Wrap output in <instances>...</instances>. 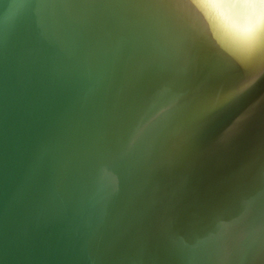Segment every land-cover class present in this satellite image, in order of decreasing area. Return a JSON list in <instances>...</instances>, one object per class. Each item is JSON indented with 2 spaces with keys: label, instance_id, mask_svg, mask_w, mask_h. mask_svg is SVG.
Masks as SVG:
<instances>
[{
  "label": "water",
  "instance_id": "obj_1",
  "mask_svg": "<svg viewBox=\"0 0 264 264\" xmlns=\"http://www.w3.org/2000/svg\"><path fill=\"white\" fill-rule=\"evenodd\" d=\"M0 264H264V57L191 0H0Z\"/></svg>",
  "mask_w": 264,
  "mask_h": 264
},
{
  "label": "clouds",
  "instance_id": "obj_2",
  "mask_svg": "<svg viewBox=\"0 0 264 264\" xmlns=\"http://www.w3.org/2000/svg\"><path fill=\"white\" fill-rule=\"evenodd\" d=\"M212 44L240 62L264 57V0H191ZM214 30L231 45L217 40Z\"/></svg>",
  "mask_w": 264,
  "mask_h": 264
},
{
  "label": "snow or ice",
  "instance_id": "obj_3",
  "mask_svg": "<svg viewBox=\"0 0 264 264\" xmlns=\"http://www.w3.org/2000/svg\"><path fill=\"white\" fill-rule=\"evenodd\" d=\"M238 2L243 6L244 4L248 3L249 0H238Z\"/></svg>",
  "mask_w": 264,
  "mask_h": 264
}]
</instances>
